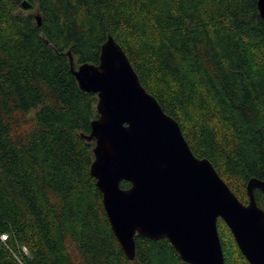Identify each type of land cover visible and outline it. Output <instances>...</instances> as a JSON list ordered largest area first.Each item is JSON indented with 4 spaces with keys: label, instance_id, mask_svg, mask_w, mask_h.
I'll return each instance as SVG.
<instances>
[{
    "label": "trees",
    "instance_id": "obj_1",
    "mask_svg": "<svg viewBox=\"0 0 264 264\" xmlns=\"http://www.w3.org/2000/svg\"><path fill=\"white\" fill-rule=\"evenodd\" d=\"M27 1L0 0V264H187L165 238L136 236L133 261L124 255L90 174L97 96L70 57L97 65L111 36L193 155L246 204L247 182L264 180L257 0ZM254 198L264 211V193ZM217 230L224 264H248L221 219Z\"/></svg>",
    "mask_w": 264,
    "mask_h": 264
},
{
    "label": "water",
    "instance_id": "obj_2",
    "mask_svg": "<svg viewBox=\"0 0 264 264\" xmlns=\"http://www.w3.org/2000/svg\"><path fill=\"white\" fill-rule=\"evenodd\" d=\"M22 9L30 4L24 0ZM264 21V0H257ZM39 25V17H35ZM71 72L79 88L97 96V118L86 138L94 142L90 174L102 194L111 231L128 261L136 236L165 238L187 264H224L217 230L221 219L248 264H264V211L250 179L241 203L207 159L193 155L178 123L140 84L121 47L108 36L97 65ZM122 181L129 188L121 189Z\"/></svg>",
    "mask_w": 264,
    "mask_h": 264
},
{
    "label": "rangeland",
    "instance_id": "obj_3",
    "mask_svg": "<svg viewBox=\"0 0 264 264\" xmlns=\"http://www.w3.org/2000/svg\"><path fill=\"white\" fill-rule=\"evenodd\" d=\"M16 1H17V4L19 5V8L22 9V7H21V3H22L24 0H16ZM26 1H27V0H26ZM27 2H28V1H27ZM31 14H32L33 16H35V15H36V12H35V11H32ZM28 117H31V114L28 115ZM227 244H228V243H226V246H227Z\"/></svg>",
    "mask_w": 264,
    "mask_h": 264
},
{
    "label": "built area",
    "instance_id": "obj_4",
    "mask_svg": "<svg viewBox=\"0 0 264 264\" xmlns=\"http://www.w3.org/2000/svg\"><path fill=\"white\" fill-rule=\"evenodd\" d=\"M4 237H2V239H3Z\"/></svg>",
    "mask_w": 264,
    "mask_h": 264
}]
</instances>
